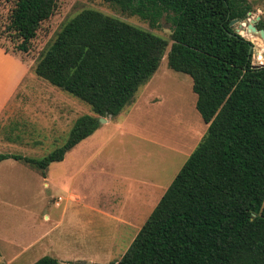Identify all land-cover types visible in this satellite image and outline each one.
<instances>
[{"label":"trees","instance_id":"1","mask_svg":"<svg viewBox=\"0 0 264 264\" xmlns=\"http://www.w3.org/2000/svg\"><path fill=\"white\" fill-rule=\"evenodd\" d=\"M4 1L13 7L1 35L28 53L58 0ZM103 1L151 28L164 20L169 40L98 11L78 13L32 71L91 114L77 118L64 143L44 157L2 153L0 163L11 159L45 175L101 118L119 115L166 56L170 70L192 79L207 131L116 264H264V68H253L250 42L230 27L252 6L247 0ZM256 28L264 30V20ZM33 264L63 263L45 256Z\"/></svg>","mask_w":264,"mask_h":264},{"label":"rangeland","instance_id":"2","mask_svg":"<svg viewBox=\"0 0 264 264\" xmlns=\"http://www.w3.org/2000/svg\"><path fill=\"white\" fill-rule=\"evenodd\" d=\"M247 1L252 12L243 22L264 20V0ZM12 7L0 0V113L21 78L32 90L21 89L0 114V154L44 157L64 143L77 118L91 114L26 69L78 13L98 11L166 40L171 33L164 20L151 28L103 0H58L29 52L21 53L1 35ZM240 33L253 46L252 64H262L263 40L246 26ZM195 103L192 79L170 70L165 56L119 115L100 122L45 175L22 162H1L0 264L45 256L63 264H116L207 131Z\"/></svg>","mask_w":264,"mask_h":264},{"label":"water","instance_id":"3","mask_svg":"<svg viewBox=\"0 0 264 264\" xmlns=\"http://www.w3.org/2000/svg\"><path fill=\"white\" fill-rule=\"evenodd\" d=\"M248 15H250V13H248ZM259 21H260V17H257L256 18V21H250L248 24H245V22L240 21L238 19H235V20H232L230 22V27L233 28L234 26H237L238 29L236 31H234V35H240L241 36V33L240 32L246 26V28H247V30L249 32H252L254 34H258L260 36V38L263 40V42H264V30H258L256 28V22H259ZM249 49H250V53H252V50H253L252 44L250 45V48ZM252 66H253V68H264V64H259V65L252 64ZM108 118H111V116H109ZM100 122L105 123L106 122V119L101 118L100 119Z\"/></svg>","mask_w":264,"mask_h":264},{"label":"crops","instance_id":"4","mask_svg":"<svg viewBox=\"0 0 264 264\" xmlns=\"http://www.w3.org/2000/svg\"><path fill=\"white\" fill-rule=\"evenodd\" d=\"M22 61V60H21ZM22 63H23V61H22ZM24 65H25V63H23ZM26 66V65H25ZM32 66L33 65H31V66H26V69H27V71H28V73H31V74H33V75H35L34 74V72L32 71ZM35 77H36V75H35ZM37 78V77H36ZM38 79V78H37ZM28 83L25 81V78L24 79H22L21 78V80H20V82H19V85L16 83V89H15V87H14V91H12L11 93H10V99L8 100V102L5 104V106H4V108L2 109V111H1V113H4V112H7V111H9V107L10 106H12V101L14 100V98H15V96H16V94H18L19 92H21V89L23 90V91H31L32 89H31V87H29L28 85H27ZM14 92V93H13ZM22 93V92H21ZM0 113V114H1ZM112 118V117H111ZM106 121H107V118H106ZM106 123V122H105Z\"/></svg>","mask_w":264,"mask_h":264},{"label":"bare ground","instance_id":"5","mask_svg":"<svg viewBox=\"0 0 264 264\" xmlns=\"http://www.w3.org/2000/svg\"><path fill=\"white\" fill-rule=\"evenodd\" d=\"M247 34V33H246ZM250 39V38H249ZM264 56V55H263ZM260 63V62H259ZM262 64H264V61L262 62Z\"/></svg>","mask_w":264,"mask_h":264}]
</instances>
